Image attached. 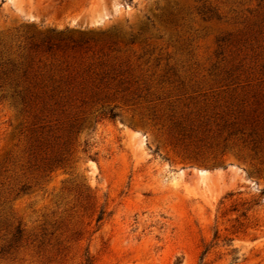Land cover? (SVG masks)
<instances>
[{
	"label": "rangeland",
	"instance_id": "rangeland-1",
	"mask_svg": "<svg viewBox=\"0 0 264 264\" xmlns=\"http://www.w3.org/2000/svg\"><path fill=\"white\" fill-rule=\"evenodd\" d=\"M0 264H264V0H0Z\"/></svg>",
	"mask_w": 264,
	"mask_h": 264
}]
</instances>
